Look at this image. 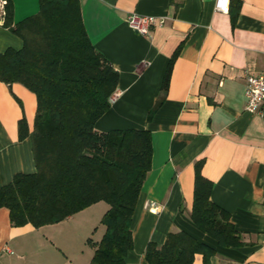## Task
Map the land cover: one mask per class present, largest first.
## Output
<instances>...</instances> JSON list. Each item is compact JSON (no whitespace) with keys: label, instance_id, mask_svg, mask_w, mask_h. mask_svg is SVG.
Returning <instances> with one entry per match:
<instances>
[{"label":"crops","instance_id":"1","mask_svg":"<svg viewBox=\"0 0 264 264\" xmlns=\"http://www.w3.org/2000/svg\"><path fill=\"white\" fill-rule=\"evenodd\" d=\"M90 43L118 73L109 109L95 128L148 130L151 167L131 222L127 264H148L149 242L184 231L214 248L209 264H264V119L246 110L245 73L264 76V0H78ZM38 0H14L12 24L36 14ZM153 17L147 33L128 15ZM22 42L0 26V53ZM168 72L165 91L162 84ZM35 96L0 81V188L35 171L29 131ZM212 182L210 200L227 211L242 244L222 247L189 214L194 164ZM94 203L65 220L34 228L13 226L0 209V264H90L107 204ZM101 204V205H100ZM100 228V229H99ZM96 233L95 239L91 234ZM193 264H203L196 254Z\"/></svg>","mask_w":264,"mask_h":264},{"label":"trees","instance_id":"2","mask_svg":"<svg viewBox=\"0 0 264 264\" xmlns=\"http://www.w3.org/2000/svg\"><path fill=\"white\" fill-rule=\"evenodd\" d=\"M13 1L7 0L4 27L22 46L0 53V81L32 92L36 106L31 131L24 119L19 138H29L33 173H18L0 188V209L13 226L34 228L61 222L105 202L101 239L90 264H127L132 249L131 222L142 184L151 167L148 130L95 128L109 109L118 73L90 43L78 0H38L36 14L12 24ZM168 72L162 84L165 91ZM194 164L191 222L222 247L242 244L227 211L210 200L212 182ZM213 247L184 231L169 232L163 244L149 242L148 264H193L196 254L209 264Z\"/></svg>","mask_w":264,"mask_h":264},{"label":"built area","instance_id":"3","mask_svg":"<svg viewBox=\"0 0 264 264\" xmlns=\"http://www.w3.org/2000/svg\"><path fill=\"white\" fill-rule=\"evenodd\" d=\"M226 0H215L217 10H225ZM7 0H0V26H4L6 20ZM127 24L134 31L145 34L153 23V17L132 13L127 17ZM245 75V105L246 110L256 113L264 119V76L256 75L252 71H244Z\"/></svg>","mask_w":264,"mask_h":264},{"label":"rangeland","instance_id":"4","mask_svg":"<svg viewBox=\"0 0 264 264\" xmlns=\"http://www.w3.org/2000/svg\"><path fill=\"white\" fill-rule=\"evenodd\" d=\"M102 203V205H105V204H103V202H101ZM101 205V204H100ZM100 229V228H99ZM91 236L93 237V239H95V236H97L96 235V233H94V234H91ZM88 245H86V249H88L90 246H91V244H89V243H87Z\"/></svg>","mask_w":264,"mask_h":264}]
</instances>
